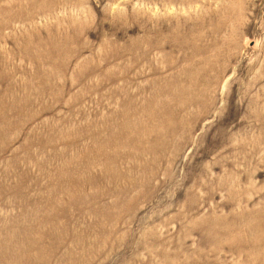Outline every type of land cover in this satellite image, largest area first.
<instances>
[{"label":"rangeland","instance_id":"1","mask_svg":"<svg viewBox=\"0 0 264 264\" xmlns=\"http://www.w3.org/2000/svg\"><path fill=\"white\" fill-rule=\"evenodd\" d=\"M0 264H264V0H0Z\"/></svg>","mask_w":264,"mask_h":264}]
</instances>
